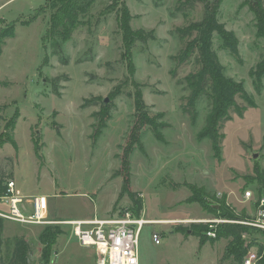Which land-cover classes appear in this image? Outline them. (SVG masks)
Segmentation results:
<instances>
[{
	"label": "rangeland",
	"instance_id": "rangeland-1",
	"mask_svg": "<svg viewBox=\"0 0 264 264\" xmlns=\"http://www.w3.org/2000/svg\"><path fill=\"white\" fill-rule=\"evenodd\" d=\"M212 1L218 20L238 39V57L222 50L215 36L212 48L223 73L241 82L250 97L247 102L236 95V107L218 124L219 157L209 140L199 137L211 108L208 77L194 122L183 109L190 93L185 77L200 62L197 49L184 61L179 55L195 35L191 25L203 18L202 0H95L65 40L47 33L46 0H0V28L14 25V36L0 52V162L21 194L45 196L48 218H102L131 210L128 196L118 194L137 85L149 113L163 114L156 120L165 123L162 140L141 126L143 148L134 147L128 156L130 188L141 199L142 216L154 221L139 231V264H243L244 257L222 258L226 237L199 246L195 235L176 231L213 218L199 203L186 201L189 184L205 190L207 204L224 196L229 207L247 214L256 195L254 169H264V76L258 85L250 75L264 53V0ZM125 15L144 39L124 43ZM106 107L110 118L95 134L96 112L103 115ZM15 112L20 115L12 133ZM245 190L252 191L249 200ZM0 209L7 208L0 204ZM1 220L0 259L10 256L13 240L23 236L28 264H94L93 247L80 245L65 227L42 255L38 235L52 219L44 224ZM253 234H245L244 241Z\"/></svg>",
	"mask_w": 264,
	"mask_h": 264
},
{
	"label": "trees",
	"instance_id": "trees-1",
	"mask_svg": "<svg viewBox=\"0 0 264 264\" xmlns=\"http://www.w3.org/2000/svg\"><path fill=\"white\" fill-rule=\"evenodd\" d=\"M95 0H46L50 8V16L48 20L47 33L50 36H58L60 39H67L78 22L81 14H84L89 6ZM115 2V0H112ZM204 6L203 18L199 23L192 24L195 35L190 39L179 55V61H184L189 57L195 49L199 52V69L185 77V82L190 90L186 98V106L183 109H188L191 112V122L195 121V103L204 91V81L208 77L211 80L210 84V97L211 108L206 115L204 125L199 132V137L208 139L211 144V149L216 157H219L222 136L218 132V124L228 117V111L236 107L234 97L240 95L242 99L250 102V97L246 90L243 88L241 82L226 76L223 73V66L219 62L215 50L212 48L213 37L219 40V46L222 50L227 51L229 54L238 57V39L232 30L225 28V25L217 18V3L216 1L208 2L202 0ZM123 16V15H122ZM129 16H124V21L121 28L124 31V43L130 44L133 39H144L142 32L134 33L129 25ZM31 18L29 21H32ZM189 34V33H187ZM14 36V25L9 24L0 28V52L2 46L7 38ZM250 75L258 83L264 76V53L260 60L250 70ZM133 104L135 108V121L134 125L128 133L127 144L123 148L121 157V169L124 170L122 174V185L118 198L127 195L132 202L131 211L138 215L142 209V202L138 193L131 190L129 180V162L128 156L134 147L142 150V143L140 139V127L147 125L153 132L157 140H162L160 134V126H164V122L157 123L156 120L162 117V113L151 115L146 107L142 92L137 85L134 89ZM108 107L105 108L104 114L100 111L96 112L98 123L96 124L95 134H99L106 126L107 120L110 118ZM19 112H15L9 120V128L13 133L16 121L19 117ZM14 145V143H13ZM6 176L2 169L0 162V194L5 193V186L3 185L4 177ZM257 183L255 190L256 195L263 194L264 191V169H254V176ZM188 188L191 194L186 198L187 202H197L213 217H221L230 220L242 219L245 214L237 212L233 207L226 204L225 197L213 198V204H207L203 201V196H207L202 187H197L194 184H189ZM3 218H0V248L2 245L1 231L3 228ZM60 220V219H53ZM208 224L203 221H194L190 227L177 226L176 231L187 234L190 233L198 238L199 246L205 242L213 243L221 237L228 238V242L224 248L222 258L233 257L234 259L241 260L247 249L253 243V238L249 242H245L242 238L243 233L251 234L252 228L239 224V223H220L216 226L215 236L209 237L206 235ZM62 224L53 223L48 228L43 229L38 235V240L43 244L41 249L42 255L45 254L48 247L56 243L57 237L62 233L60 229ZM67 227V226H66ZM69 233V228H65ZM254 231V230H253ZM255 232V231H254ZM253 237V236H252ZM29 253V246L23 236L13 240V249L10 256L6 259H0V264H28L27 254ZM264 264V260L262 261Z\"/></svg>",
	"mask_w": 264,
	"mask_h": 264
},
{
	"label": "built area",
	"instance_id": "built-area-1",
	"mask_svg": "<svg viewBox=\"0 0 264 264\" xmlns=\"http://www.w3.org/2000/svg\"><path fill=\"white\" fill-rule=\"evenodd\" d=\"M5 193L0 194V204L6 210L0 209V218L18 222L20 224H44L50 222L47 216V201L45 196L36 194L25 196L15 186L11 176L4 177ZM253 197L251 190H245L243 198ZM253 210L245 214L242 219L230 220L221 217L202 219L208 224L206 235L215 236L216 225L220 223H239L252 228L253 243L244 254L243 264H259L264 260V194L252 198ZM69 228V236L86 247H93L95 254L94 264H139L138 234L145 223H153L131 210L122 216L93 217L75 220H51ZM194 222V221H193ZM242 234V238L245 237ZM154 243H159V236L152 234Z\"/></svg>",
	"mask_w": 264,
	"mask_h": 264
},
{
	"label": "crops",
	"instance_id": "crops-1",
	"mask_svg": "<svg viewBox=\"0 0 264 264\" xmlns=\"http://www.w3.org/2000/svg\"><path fill=\"white\" fill-rule=\"evenodd\" d=\"M19 190V189H18ZM23 195H25V196H30V195H27V194H23ZM33 195H36V194H33ZM40 195H42V194H40ZM47 213V216L49 215V213H48V204H47V211H46ZM114 215H116V214H114ZM103 218V217H102ZM48 219H60V220H75V219H64V218H58V217H56V218H48ZM76 219H89V218H76ZM147 219V218H146ZM148 220H150V219H148ZM10 221V220H9ZM63 227H65V228H67L66 226H64L63 225ZM93 259H94V261H95V254H94V250H93Z\"/></svg>",
	"mask_w": 264,
	"mask_h": 264
},
{
	"label": "water",
	"instance_id": "water-1",
	"mask_svg": "<svg viewBox=\"0 0 264 264\" xmlns=\"http://www.w3.org/2000/svg\"><path fill=\"white\" fill-rule=\"evenodd\" d=\"M103 101H104V103H106V102L108 101V98H104ZM41 264H42V263H41Z\"/></svg>",
	"mask_w": 264,
	"mask_h": 264
}]
</instances>
